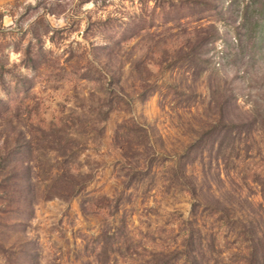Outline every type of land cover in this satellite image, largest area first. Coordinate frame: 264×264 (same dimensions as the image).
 I'll return each mask as SVG.
<instances>
[{"label":"rangeland","instance_id":"obj_1","mask_svg":"<svg viewBox=\"0 0 264 264\" xmlns=\"http://www.w3.org/2000/svg\"><path fill=\"white\" fill-rule=\"evenodd\" d=\"M0 264H264V0H0Z\"/></svg>","mask_w":264,"mask_h":264}]
</instances>
